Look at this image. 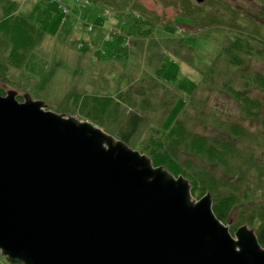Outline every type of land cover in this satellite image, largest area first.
I'll return each instance as SVG.
<instances>
[{
  "label": "water",
  "instance_id": "obj_1",
  "mask_svg": "<svg viewBox=\"0 0 264 264\" xmlns=\"http://www.w3.org/2000/svg\"><path fill=\"white\" fill-rule=\"evenodd\" d=\"M203 2L204 0H196ZM0 94V254L22 264H264L189 180L92 121Z\"/></svg>",
  "mask_w": 264,
  "mask_h": 264
},
{
  "label": "rangeland",
  "instance_id": "obj_2",
  "mask_svg": "<svg viewBox=\"0 0 264 264\" xmlns=\"http://www.w3.org/2000/svg\"><path fill=\"white\" fill-rule=\"evenodd\" d=\"M13 1L33 23L41 22L46 28L43 41L29 54L26 65L9 66L7 72L0 75V86L5 92L15 90L19 101L30 95L43 100L46 109L84 119L79 107L82 101L90 97L100 101L123 97L120 101L122 113L118 115L122 120L108 121L121 129L128 120L134 123L145 117L138 132L141 140L152 134L154 127L159 126V120L170 127L176 118L182 117L184 98L195 93L207 120L197 121V111L192 110L193 118L187 121L190 130L215 135L219 126L210 121L217 106L221 114L233 115L242 123L250 138L255 139L260 134L256 132L260 127L257 126L260 123L258 116L250 118L241 113L236 100L219 86L209 89L200 82L207 78L206 66L212 63L221 45L229 43L237 34L253 32L251 25L264 26V0H204L202 7L194 0ZM193 7L208 15L205 20L194 18ZM131 13L152 22L155 25L152 32H134ZM259 37L264 39V35L259 34ZM8 48L0 42V57L7 55ZM162 62L165 69L158 73ZM248 66L250 70L264 71V64L257 59ZM168 90L178 96L175 101L170 97L171 103L162 107L161 101L165 100ZM249 92L262 102L264 108V88L255 86ZM187 101L190 102L189 98ZM104 130L120 139L117 128ZM184 153L182 161H189ZM153 165L163 166L154 162ZM231 178L239 195L250 189L262 192L259 187L264 182L249 170L239 169L231 173ZM205 193L212 197L211 191L192 194L198 200ZM261 205H264V198L256 204L251 203L250 208ZM244 212L247 210L241 211L240 215V208H236L224 222H229L232 234L242 225L255 232L248 221L237 223L247 218L242 215Z\"/></svg>",
  "mask_w": 264,
  "mask_h": 264
},
{
  "label": "trees",
  "instance_id": "obj_3",
  "mask_svg": "<svg viewBox=\"0 0 264 264\" xmlns=\"http://www.w3.org/2000/svg\"><path fill=\"white\" fill-rule=\"evenodd\" d=\"M193 8L197 21L205 20L208 16L202 9ZM193 14L190 12V17H193ZM132 16L134 20L131 26L134 32L139 31L143 34L152 32L155 27L152 22L142 20L137 14ZM235 21L239 22L236 18ZM250 30L253 32L237 34L229 43L221 45L212 63L206 66L207 78L202 79L200 84L209 89L219 86L236 100L241 113L244 112L243 114L249 115L250 118L258 116L260 123L257 126L260 127L256 132L260 134L255 139L250 138L248 130L242 123L237 122L233 115L221 114L217 106L210 121L219 126V130L214 131L215 135L190 130L187 121L193 118L192 110L197 111V121L207 120L202 103L197 101L195 93L184 98L182 117L176 118L170 127L164 126L159 120V126L154 127L152 134L141 140L138 138V132L144 125L145 117L134 123L128 120L121 129L108 121L122 120L119 116L122 113L120 101L123 97H118L117 100L115 97L114 101L111 99L100 101L90 97L82 101V106L79 107L84 119H89L103 128L105 126L106 130L117 128L120 139L148 154L155 165H163L175 174L181 173L188 177L193 185L194 195L211 191L213 211L220 220L226 222L229 214L236 208H240V215L241 211L247 210L242 213L247 215V218L237 223L248 221V224L255 228L258 241L264 246V205L250 208L251 203L256 204L264 198V184L259 187L262 192L250 189L239 195L231 178V173L241 169L243 172L249 170L264 182V108L262 102L249 92V89L255 86L264 88V71L248 69L249 63L256 59L264 64V39L259 37V34L264 35V31L262 25L257 27L251 25ZM45 33V26L41 22L33 23L20 11L17 2L0 0V42L9 46L7 55L0 57V75L7 72L9 66H25L29 54L41 44ZM163 69L165 63L162 62L158 73ZM173 80H176L175 75ZM4 93L0 86V94ZM177 96V93L171 94L168 90V95L161 101L160 106L166 107L171 103L170 97L175 101ZM188 98L190 102L187 101ZM151 106L155 109L152 102ZM132 108L134 109V106ZM218 115L223 118L219 119ZM184 152L187 153L189 161H182ZM7 260L8 262L0 254V264H22Z\"/></svg>",
  "mask_w": 264,
  "mask_h": 264
},
{
  "label": "bare ground",
  "instance_id": "obj_4",
  "mask_svg": "<svg viewBox=\"0 0 264 264\" xmlns=\"http://www.w3.org/2000/svg\"><path fill=\"white\" fill-rule=\"evenodd\" d=\"M194 1H195L197 4H200V6L202 7V5H203L202 3H203V2H198V1H196V0H194ZM171 174H172L173 177H175V178H178L179 175H183V174H181V173H180V174H175V173H173V172H172ZM183 176H184V175H183ZM190 183H191V181H190ZM190 185H192V183H191ZM192 188H193V187L191 186V190H190L191 193H192ZM212 209H213V201H212ZM221 221H222V220H221ZM222 222H224V221H222Z\"/></svg>",
  "mask_w": 264,
  "mask_h": 264
},
{
  "label": "flooded vegetation",
  "instance_id": "obj_5",
  "mask_svg": "<svg viewBox=\"0 0 264 264\" xmlns=\"http://www.w3.org/2000/svg\"><path fill=\"white\" fill-rule=\"evenodd\" d=\"M263 31H264V26H263Z\"/></svg>",
  "mask_w": 264,
  "mask_h": 264
}]
</instances>
